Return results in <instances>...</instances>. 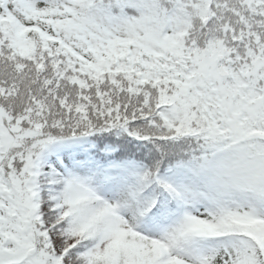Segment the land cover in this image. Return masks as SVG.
Returning a JSON list of instances; mask_svg holds the SVG:
<instances>
[{"label": "snow or ice", "instance_id": "snow-or-ice-1", "mask_svg": "<svg viewBox=\"0 0 264 264\" xmlns=\"http://www.w3.org/2000/svg\"><path fill=\"white\" fill-rule=\"evenodd\" d=\"M0 264H264V0H0Z\"/></svg>", "mask_w": 264, "mask_h": 264}]
</instances>
